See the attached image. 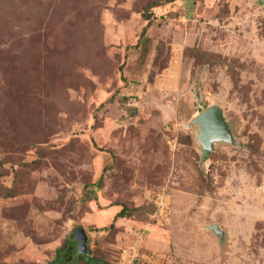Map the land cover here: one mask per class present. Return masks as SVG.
<instances>
[{
  "label": "rangeland",
  "instance_id": "1",
  "mask_svg": "<svg viewBox=\"0 0 264 264\" xmlns=\"http://www.w3.org/2000/svg\"><path fill=\"white\" fill-rule=\"evenodd\" d=\"M164 1L0 0V264H264V7Z\"/></svg>",
  "mask_w": 264,
  "mask_h": 264
},
{
  "label": "water",
  "instance_id": "2",
  "mask_svg": "<svg viewBox=\"0 0 264 264\" xmlns=\"http://www.w3.org/2000/svg\"><path fill=\"white\" fill-rule=\"evenodd\" d=\"M264 7V0H259ZM196 126L197 143L205 157L209 156L218 144H235L231 126L228 124L224 111L219 106H211L200 113L189 125ZM206 229L217 238H225V233L218 225H209ZM74 239L78 243V253L88 254V237L83 229H77ZM55 264V263H54Z\"/></svg>",
  "mask_w": 264,
  "mask_h": 264
},
{
  "label": "trees",
  "instance_id": "3",
  "mask_svg": "<svg viewBox=\"0 0 264 264\" xmlns=\"http://www.w3.org/2000/svg\"><path fill=\"white\" fill-rule=\"evenodd\" d=\"M175 1H177V0H165V1L163 2L164 4H159V2H153V3H151V6H150L149 8L146 7V10H145V12H144V18H145V20H146L147 22H149V24H150V19H149L148 17H150V14L152 13V10H153V9L158 8V7H160L161 5H168V4L173 3V2H175ZM150 9H151V10H150ZM149 24H148V26H149ZM148 26H146V27L143 29V34H144V33H147V29H148L147 27H148ZM202 55H203V54H202ZM203 57H205V56L203 55ZM124 217H126V216H125V209H123L122 212L119 213V214L116 216L115 219H120V218H124ZM66 248H71V249H72V252L69 251V250H67ZM57 255H58V261L60 260V261H62L63 263L68 264V263H70V262H65L64 259H65V258H66V259H71V261H72V258H73V256H74V249L72 248L71 245H66V244H65L61 249L57 250ZM64 255H65V258H64ZM89 255H90V253L87 255V257L79 256V257H78V260H79V259H81V260H85V259L89 258ZM59 263H60V262H59ZM57 264H58V263H57ZM60 264H62V263H60Z\"/></svg>",
  "mask_w": 264,
  "mask_h": 264
},
{
  "label": "clouds",
  "instance_id": "4",
  "mask_svg": "<svg viewBox=\"0 0 264 264\" xmlns=\"http://www.w3.org/2000/svg\"><path fill=\"white\" fill-rule=\"evenodd\" d=\"M78 244V243H77ZM77 253H78V248H77ZM88 254H89V250H88ZM87 254V255H88ZM78 255H80L79 253H78ZM87 255L86 256H84V255H80V256H83V257H87Z\"/></svg>",
  "mask_w": 264,
  "mask_h": 264
},
{
  "label": "built area",
  "instance_id": "5",
  "mask_svg": "<svg viewBox=\"0 0 264 264\" xmlns=\"http://www.w3.org/2000/svg\"><path fill=\"white\" fill-rule=\"evenodd\" d=\"M154 255V254H153Z\"/></svg>",
  "mask_w": 264,
  "mask_h": 264
}]
</instances>
